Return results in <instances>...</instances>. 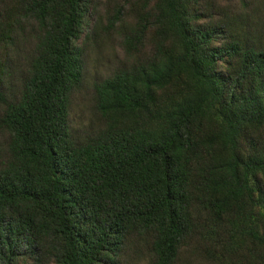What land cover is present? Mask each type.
Here are the masks:
<instances>
[{
	"label": "trees",
	"instance_id": "trees-1",
	"mask_svg": "<svg viewBox=\"0 0 264 264\" xmlns=\"http://www.w3.org/2000/svg\"><path fill=\"white\" fill-rule=\"evenodd\" d=\"M142 263L264 264V0H0V264Z\"/></svg>",
	"mask_w": 264,
	"mask_h": 264
},
{
	"label": "rangeland",
	"instance_id": "rangeland-1",
	"mask_svg": "<svg viewBox=\"0 0 264 264\" xmlns=\"http://www.w3.org/2000/svg\"><path fill=\"white\" fill-rule=\"evenodd\" d=\"M92 64H96V62L94 61ZM81 111L86 112L84 105H83V108H81ZM75 117H76V119H79V113L78 112H77V115ZM142 264H145V263H142Z\"/></svg>",
	"mask_w": 264,
	"mask_h": 264
}]
</instances>
